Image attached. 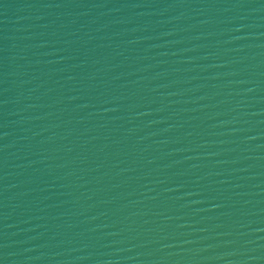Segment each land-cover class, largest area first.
<instances>
[{"label": "water", "instance_id": "95a60500", "mask_svg": "<svg viewBox=\"0 0 264 264\" xmlns=\"http://www.w3.org/2000/svg\"><path fill=\"white\" fill-rule=\"evenodd\" d=\"M0 264H264V0H0Z\"/></svg>", "mask_w": 264, "mask_h": 264}]
</instances>
